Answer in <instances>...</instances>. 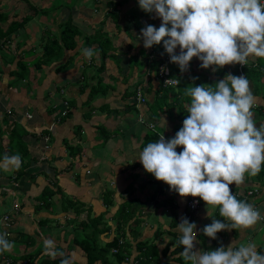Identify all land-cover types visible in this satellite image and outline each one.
Returning a JSON list of instances; mask_svg holds the SVG:
<instances>
[{
	"label": "crops",
	"instance_id": "crops-1",
	"mask_svg": "<svg viewBox=\"0 0 264 264\" xmlns=\"http://www.w3.org/2000/svg\"><path fill=\"white\" fill-rule=\"evenodd\" d=\"M56 2L0 0V59L3 60L0 63L4 66L0 67V127L7 129L6 119L9 117L11 122L16 121L29 131L46 128L45 132L39 131L29 140L31 150H41L39 158L29 162L31 157H26L24 160H28L29 165L21 171L15 167L0 169V231L9 229L10 240H15L14 247L9 250L11 256L29 258L33 264L63 258L43 254L44 240L51 237L59 252L75 257L73 264H88V254L76 242V238L85 235L96 238L101 246L119 237V246L113 251L125 249L127 258L122 264H179L182 251L175 252V234L181 235L178 223L188 212L190 196L182 197L167 183L147 172L138 160L139 152L146 146L147 135L154 132L158 137L164 134L165 138H171L183 124L180 123L183 120H178L180 113L177 116L172 114L179 122H171L172 116L168 113L174 108L157 115L154 106L151 108L150 105L155 100L154 92L146 91L153 77H145L147 69L152 68L155 58L164 60L169 55L161 56L154 46L146 48L152 51L148 61L151 64L143 61L146 57L141 53L143 58L139 59L143 66L134 76L135 80L131 79L130 87L123 75L114 72L113 75L110 72L98 74L95 63L84 60L85 48L80 47L84 39L79 38L80 45L75 50H67L54 62L56 67L69 62L62 71L68 74L60 78L55 91L47 93L48 105L40 110L34 100L36 89L24 83L35 77V58L41 54L36 51L43 49L49 34L62 32L67 15L62 13L65 5L61 0L60 6ZM82 9L81 5L75 4V12L80 11L79 17L86 20L93 19L97 13V9L95 12ZM87 21L88 27L91 26L88 32L93 33V21ZM15 22L22 25L3 38L2 34ZM31 50L35 53L30 54ZM152 55L153 59L150 58ZM82 62L87 64V69L77 72L83 66ZM200 63L193 58L194 71L201 73L203 79L220 76L211 67L200 69ZM23 64L30 68L29 79L21 80L24 83L19 82V85L12 84L11 76L16 75L13 68H20ZM238 64L225 65L221 76L229 72L240 75ZM48 65L43 67L50 71ZM116 65L113 61L107 62V67L115 68ZM249 67L263 74L259 87L250 86L255 96L252 111L259 126L264 123V57L251 56L248 59L247 77ZM152 71L155 74L157 70L152 68ZM99 76L103 77L102 83H106V87L89 103L91 89L101 79ZM139 82L144 85L143 103H139L136 94L129 96ZM178 85L179 82L175 87ZM64 111L69 113L67 118L61 117L57 123L50 120L51 113L58 116ZM69 147L79 148V153H70ZM20 172L23 173L19 176ZM230 188L233 193L259 188V194L251 199L236 196L257 205L262 218L252 226L223 230L213 239L203 233L204 225L211 223L213 217L224 218L220 216L219 205H206L200 199L198 216L195 220L190 219L197 224L196 248L215 249L231 243L238 247L252 241L259 251L264 252V167L255 176L245 173L244 182L233 183ZM16 203L18 207L15 208ZM126 207L127 212H135L127 216L122 213ZM4 215L10 216V227L1 222Z\"/></svg>",
	"mask_w": 264,
	"mask_h": 264
},
{
	"label": "clouds",
	"instance_id": "clouds-1",
	"mask_svg": "<svg viewBox=\"0 0 264 264\" xmlns=\"http://www.w3.org/2000/svg\"><path fill=\"white\" fill-rule=\"evenodd\" d=\"M138 5L161 19L158 27L141 28L144 47L162 42L182 72L194 57L201 68L213 71L228 64L246 65L251 56L264 57V0H138ZM84 54L91 57L93 49H84ZM184 95L189 102L182 127L171 138L163 134L148 142L138 160L182 197L220 206L224 219L213 217L202 229L208 237L216 239L223 230L256 224L261 211L238 199L230 188L244 182L245 173L255 176L264 167V123L255 122V96L247 75L229 72L214 83H193L185 87ZM21 164L19 154L0 158V169ZM178 228L176 244L183 246L181 254L191 264H264V252L252 241L197 249L196 222L185 216ZM8 236L6 228L0 231V254L14 247ZM55 244L46 238L43 254L61 255L60 264H73L75 257L65 256Z\"/></svg>",
	"mask_w": 264,
	"mask_h": 264
},
{
	"label": "trees",
	"instance_id": "trees-1",
	"mask_svg": "<svg viewBox=\"0 0 264 264\" xmlns=\"http://www.w3.org/2000/svg\"><path fill=\"white\" fill-rule=\"evenodd\" d=\"M63 0H61L62 2ZM71 1V0H70ZM73 1V0H72ZM93 4L101 5L103 0H93ZM126 0H109L107 2L108 5V12L106 15V18L112 17L116 22L119 20V15L121 12V9L118 6H121L125 3ZM68 3V2H67ZM112 9V10H111ZM67 16L65 17L64 22L62 23L63 29L61 34H49L48 38L46 39L44 45H43V52L40 55H37L35 58V64H37V68L41 69L45 64L48 62H51L53 59H57L62 55L66 54L67 50H75L80 44V39L83 32L86 31L87 35L84 36V41L82 45L83 48H91L93 49V55L90 57L93 62L96 65V71L98 74H101L105 72L107 69V61H113L116 64L120 65L121 68H123L122 72L125 75V79L127 83H131V79L134 78V76L138 73L139 69L143 66V61H145L146 64H151L149 61V56L152 53V51L145 52V57L142 60L138 58V56H131L130 59H125L124 52L122 53L119 51V46L115 40V38L112 35H109L105 32V29L103 28H97L92 25L94 31L89 35V29L88 27V21L84 17H79V12H75V3L67 6ZM82 12V11H81ZM137 16H141L142 18L151 16L150 13H147L143 11L142 9L137 12ZM132 16V15H131ZM135 19V18H134ZM158 19V17L151 18L150 23H146L144 19H138L134 21L133 23H126V26L124 28L125 32L130 38H134L133 33H129L131 31L130 29L134 27H138V29H141L146 24L154 23V21ZM103 26H105V19L102 20ZM22 25V23H13L11 27L8 28V30L3 33V38L8 37L13 31L14 28L18 27V25ZM120 25V24H119ZM159 26V25H158ZM157 26V27H158ZM119 28V27H118ZM88 29V30H87ZM132 45V44H130ZM129 45L128 48H131ZM156 53L160 54L161 56H167L168 54L165 52L163 43L161 42L158 45H154ZM35 53V51L31 50L30 54ZM97 53V54H96ZM97 55L101 58V63L97 62ZM86 56V55H85ZM64 57V56H63ZM88 59V56H86ZM165 60V59H164ZM164 60L160 58H155L154 63L151 65L152 68L158 70L159 66L161 65ZM25 61V60H24ZM69 62L62 63L56 67V70L58 72H61L63 69L66 68V65ZM94 65V66H95ZM30 69V68H29ZM28 67L23 64L20 66L19 71H15L16 73V80H26L29 79V73L30 70ZM225 69V66L222 68H218L217 72L220 76H217L216 78H212L207 76L205 79H203V75L201 73H198L194 71V67L192 65V61L190 62V68L187 71L182 72L179 68V66L175 63H172L170 65L171 74L174 77H177L179 79V85L177 87L171 86V87H163L162 84L157 83L156 78L153 76L149 82L148 86L146 87V91L152 90L154 92L155 100L154 103L150 104L151 108L154 109L157 115L160 114L162 111L172 110L175 107H179L182 112L179 114L180 119H184L188 113H187V104L189 102V98L184 95L185 87H187L190 84H201V83H214L218 81L219 79L223 78L225 74H222L221 72ZM247 74L250 80V86H255L254 88L259 87L262 83L263 74L259 70L255 69L254 67L247 68ZM238 72V70H237ZM225 73V71H224ZM238 75V73H237ZM100 77V76H99ZM193 77H198V79L193 80ZM99 82L94 85L91 89L90 97H89V103L93 102L96 98L95 96L102 91L106 86L102 83L104 80L103 77H100ZM252 80V81H251ZM256 83H255V81ZM254 81V82H253ZM17 81L12 82V84H15ZM137 85L134 86V89L130 91L129 96L137 94V89L140 86L139 84H142L141 82L136 83ZM104 85V86H103ZM131 87V85L129 84ZM138 86V87H137ZM260 90V88H258ZM258 92V91H256ZM133 106L135 104L133 103ZM17 114V113H16ZM37 115V114H36ZM69 116V113H66L65 116L62 118H67ZM7 125L5 127H0V158H2L5 154H19L22 159V164L18 168L20 171L23 170V167H27L29 165V162L31 160H34V158H39L40 154H42L41 150H31L29 148V140L33 137H35L39 131L45 132L46 128H43L41 130L37 131V128L35 130L29 131L25 126L22 124L13 121H10V118L7 117L6 119ZM45 134V133H44ZM158 134L152 132L151 134L147 135L146 137V144L150 141L157 140ZM145 144V145H146ZM70 153H74L75 155L79 153V148H73L69 147ZM33 153L36 155L34 156ZM33 155V156H32ZM30 156L31 159L28 162L24 159L26 157ZM23 172L19 173L22 174ZM48 189L46 190V192ZM127 207L122 211V213H125L127 216H131L135 211L127 212ZM87 237V236H80L76 238V242L79 246H81L84 251L88 254V264H97L98 261H100L99 264H122L125 259L127 258L125 249H119L118 252H114L113 248L119 246V237L114 238L112 241L106 243L105 245L101 246L96 238ZM8 239L10 240V237L8 236ZM14 238H11V241ZM179 239V235L175 234V242ZM15 241V240H14ZM154 248H157L154 246ZM183 251V246H178L176 244L175 252ZM150 254V253H149ZM157 254V253H156ZM3 255L11 256L10 251H5L4 253L0 254V260L2 259ZM151 256H155V253H151ZM13 258V257H12ZM18 257L15 256L13 258L14 260H17ZM62 258L57 260H45L44 264H60ZM179 264H190V261H187L184 259L182 254L179 257ZM59 262V263H56ZM30 264H33L32 261ZM170 264H177V263H170Z\"/></svg>",
	"mask_w": 264,
	"mask_h": 264
},
{
	"label": "rangeland",
	"instance_id": "rangeland-1",
	"mask_svg": "<svg viewBox=\"0 0 264 264\" xmlns=\"http://www.w3.org/2000/svg\"><path fill=\"white\" fill-rule=\"evenodd\" d=\"M109 0H103V2L101 3V5H96L93 4V0H63L62 4L65 5V8H63L62 13H64V15H67V6L71 5L73 3L75 4H79L81 5V8H83L82 10L85 9H90L91 12H95L96 10V14L94 15L93 19H87L90 22L93 21L94 26H96L97 28H103V30L105 29V32L108 33L109 35H112L118 46H119V51H121L122 53L124 52V54H126L127 58H131V56H138V58H143L145 56V52L149 51L146 50V48L144 47L143 44V40L142 38L139 39L140 34H141V29H138V27H134L132 29H130L131 31H129V33H133L134 38H130L127 33L125 32L124 28L126 26V23H133L134 21L138 20V19H144L146 21V23H150L151 18H155V14H150L151 16H147L142 18L141 16H137V12L141 10V8L138 5V0H126L125 3L121 6H118L121 9L120 15H119V20L116 22L112 17H109L110 15L108 14V17L106 18L107 12L109 10L107 2ZM68 2V3H67ZM60 3V0H57V2L55 3L57 6L62 5L60 3V5H58ZM83 6V7H82ZM53 8V7H52ZM101 10V11H100ZM112 10V9H111ZM132 15V16H131ZM85 18V17H84ZM135 18V19H134ZM103 19H105L106 23L105 26H103ZM65 20V18H64ZM161 23V19L158 17V19H156L154 21V23L151 22V24H155L156 26H158ZM120 24V25H119ZM119 27V28H118ZM86 35V31L83 32L81 39L84 38V36ZM89 35H91V33H89ZM132 44V45H130ZM129 45L131 46V48H128ZM4 54L10 55L8 51L6 50H2L1 51ZM43 49L41 50H37L36 54L38 53H42ZM141 53H143V57H141ZM17 54V53H16ZM16 54H14L16 56ZM97 54V53H96ZM85 59V61H89L92 62V64H94L93 60L88 57V59H86L87 57L85 55H82ZM80 60H83V58L81 57ZM0 61H3L2 59H0ZM56 61V59H53L51 62H48L47 65L51 66V70L49 71V68H45L42 67L40 70L37 69V67L34 66L35 70H34V74L35 77L34 79H32V77L30 78V82L28 83H24L20 80H16V75H12L11 78L13 81H17L16 84L19 85V82H22L26 85L29 86H33L36 90L37 93V97L34 100H37L36 103L38 105V108L41 110L45 107V105L47 106V99L49 96H47V93L52 92L53 90L55 91L56 87L59 86L60 82V78L65 77L68 72H62L65 71L64 69L61 72H58L56 70V65L54 64V62ZM97 62L101 63V58L99 55H97ZM108 62V61H107ZM111 62V61H109ZM83 64V62H82ZM15 66V65H14ZM115 66V65H114ZM0 67H4L3 63H0ZM12 67V66H11ZM96 69V66H94ZM13 68V67H12ZM109 69V71H105V75H107L109 72L110 74L113 75V72L116 73L117 75H124V73L122 72L123 68H121L120 65H116V67H107ZM15 71H19V67L18 68H13ZM84 69H87V64L84 63L83 66L79 69H77L78 71H82ZM114 69V70H113ZM202 69V68H200ZM152 76L155 77V74H153ZM61 78V79H62ZM106 79V78H105ZM133 80H135V77L133 78ZM124 80H122V82H124ZM158 82V81H157ZM46 94V95H45ZM45 96V97H44ZM46 102V103H45ZM182 110L179 107H176L173 109V111H169V115L171 114V122H176L178 120H184V119H178L175 120L173 119V115L177 116L179 113H181ZM173 114V115H172ZM50 120L53 123H57V120H60L61 117L65 116L63 113L59 112V115H55L53 116V113H51L50 115ZM57 116V117H56ZM34 118V115H33ZM179 122V121H178ZM183 123V122H180ZM173 124V123H172Z\"/></svg>",
	"mask_w": 264,
	"mask_h": 264
},
{
	"label": "built area",
	"instance_id": "built-area-1",
	"mask_svg": "<svg viewBox=\"0 0 264 264\" xmlns=\"http://www.w3.org/2000/svg\"><path fill=\"white\" fill-rule=\"evenodd\" d=\"M151 59L154 58V55L150 57ZM248 64V62H247ZM247 64H238L239 69H240V75H245V68L247 67ZM154 72L152 71V68H148L145 74L146 78L152 77ZM155 77L158 81V83L162 84L163 87H170V86H175L178 84V79L173 77L171 74L170 70V58H166L164 62L159 66L158 70L155 72ZM137 99L139 103L145 102V96H144V85L143 83L138 87L137 89ZM254 105V104H253ZM9 113H12V110H9ZM67 111H64L63 114L65 115ZM28 117L32 118V114L28 113ZM260 189L259 188H254V189H249L245 191L244 193H239L236 192L235 194L237 196H241L243 199L248 200L256 195L259 194ZM200 198L199 197H192L190 196L188 200V212L186 213V216L192 220H195L198 216L199 209H200ZM18 207V204H15V208ZM254 207L257 208V205H254ZM10 216L9 215H4L1 217V222L4 223L10 227ZM9 233V229L7 230ZM10 235V234H9ZM116 252L117 249H114ZM31 260L29 258H24V259H17L14 260L12 257L3 255L2 259L0 260V264H30ZM136 264V263H134Z\"/></svg>",
	"mask_w": 264,
	"mask_h": 264
}]
</instances>
